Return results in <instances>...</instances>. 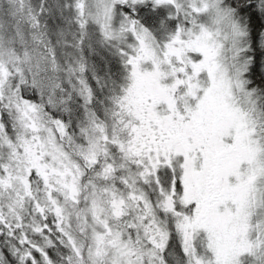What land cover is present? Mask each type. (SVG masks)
<instances>
[{
    "label": "snow or ice",
    "instance_id": "obj_1",
    "mask_svg": "<svg viewBox=\"0 0 264 264\" xmlns=\"http://www.w3.org/2000/svg\"><path fill=\"white\" fill-rule=\"evenodd\" d=\"M0 264H264V0H0Z\"/></svg>",
    "mask_w": 264,
    "mask_h": 264
}]
</instances>
